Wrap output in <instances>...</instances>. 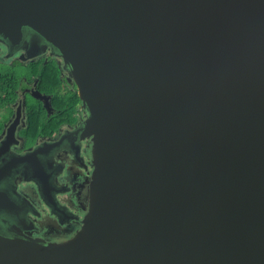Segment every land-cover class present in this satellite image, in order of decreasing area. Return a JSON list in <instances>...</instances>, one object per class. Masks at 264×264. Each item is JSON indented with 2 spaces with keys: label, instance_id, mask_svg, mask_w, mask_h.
<instances>
[{
  "label": "water",
  "instance_id": "1",
  "mask_svg": "<svg viewBox=\"0 0 264 264\" xmlns=\"http://www.w3.org/2000/svg\"><path fill=\"white\" fill-rule=\"evenodd\" d=\"M28 31L63 59L86 119L26 153L13 121L0 220L22 225L1 187L15 173L67 224L53 168L84 141L92 198L65 242L0 223V264H264V0H0V36Z\"/></svg>",
  "mask_w": 264,
  "mask_h": 264
},
{
  "label": "flooded vegetation",
  "instance_id": "2",
  "mask_svg": "<svg viewBox=\"0 0 264 264\" xmlns=\"http://www.w3.org/2000/svg\"><path fill=\"white\" fill-rule=\"evenodd\" d=\"M35 33L28 31L25 38L18 44L12 45L0 36V166H4L7 156V147L10 143L15 142L9 138L5 144H1L7 135L10 125L18 119L16 128V139L21 142L22 150L18 152L26 153L38 140L44 142V139L58 142L65 137L62 145L70 138H75L74 131L78 129L86 119L85 113L80 110L68 111L71 116V122L65 121L51 132V128L62 121L60 117L61 109L56 106L55 101L59 97L61 102H65L67 94L77 93L74 81L68 76L64 62L61 57L55 54L44 42H36ZM31 55H35L30 58ZM25 66L27 73L15 76L11 73V68L16 66ZM50 70L53 76L58 77L59 83L56 87L44 89L41 83V75L44 70ZM17 79L18 86L14 91L15 97L8 101L11 94L9 87H5V81ZM7 86V85H6ZM36 94L43 98L36 97ZM17 103L16 108L10 105ZM39 108L44 111V123L47 124L46 134H39L36 138L27 135L29 125V113L31 108ZM52 123V124H51ZM6 132L5 135H3ZM49 133H52L49 135ZM25 140L27 144L25 145ZM76 142V141H75ZM5 149V151H4ZM81 161L72 162V158L63 150L59 155V163L55 164L54 171H64L63 176L55 181L56 191L61 193L57 196L59 204L67 207L70 211L65 220L69 219L67 224H61L53 214L51 209L42 202L39 197V190L35 183H22L24 180L20 174H12L1 184L3 191L13 201V207L24 209L19 220L4 218L0 220L1 226L11 228L16 235L43 240L46 243H61L72 238L80 229L81 222L88 212L91 194L90 181L93 172L91 142H82ZM16 151V150H15ZM6 152V153H4ZM17 152V151H16ZM34 167H31L29 175H34ZM20 185V186H19ZM21 187V189H20ZM10 208V207H9ZM12 209V208H11ZM14 217V215H13Z\"/></svg>",
  "mask_w": 264,
  "mask_h": 264
},
{
  "label": "trees",
  "instance_id": "3",
  "mask_svg": "<svg viewBox=\"0 0 264 264\" xmlns=\"http://www.w3.org/2000/svg\"><path fill=\"white\" fill-rule=\"evenodd\" d=\"M41 83L44 89H49L50 87H56L59 83L58 77L53 76L51 71L46 69L44 72H42L41 75ZM7 85V86H6ZM18 86L17 79H11L5 81V87H9L11 90V94L8 101H12L15 97L14 91ZM67 98L65 99V102H61V98H58V101H55L56 106L59 107L62 111L60 114V117L62 118V121L59 122L57 125L53 126L51 128V132L56 129V127H59V125L63 124L65 121L71 122V116L69 115L68 111L70 109H74L75 111L79 110V106H81V100L78 96V94L71 93L67 94ZM31 112L29 113V129L27 131V135L32 136L33 138H36L39 134L43 133L46 134L47 132V124L44 123L43 113L44 111L40 110L39 108L32 107ZM68 121V122H69ZM52 124V123H51ZM52 133H49L51 135Z\"/></svg>",
  "mask_w": 264,
  "mask_h": 264
},
{
  "label": "rangeland",
  "instance_id": "4",
  "mask_svg": "<svg viewBox=\"0 0 264 264\" xmlns=\"http://www.w3.org/2000/svg\"><path fill=\"white\" fill-rule=\"evenodd\" d=\"M11 73H15V76H19L22 73H27V68L25 66H16L14 68H11ZM80 110H81V106H80Z\"/></svg>",
  "mask_w": 264,
  "mask_h": 264
}]
</instances>
